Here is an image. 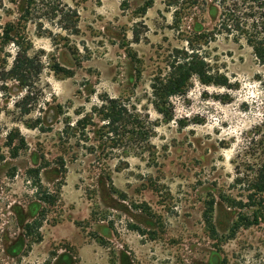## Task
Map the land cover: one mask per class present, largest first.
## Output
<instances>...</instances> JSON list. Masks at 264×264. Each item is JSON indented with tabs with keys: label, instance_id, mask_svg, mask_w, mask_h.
<instances>
[{
	"label": "rangeland",
	"instance_id": "374dc122",
	"mask_svg": "<svg viewBox=\"0 0 264 264\" xmlns=\"http://www.w3.org/2000/svg\"><path fill=\"white\" fill-rule=\"evenodd\" d=\"M203 1L0 0V68H40L0 74V264H264V67L218 35L204 55L231 87L194 76L170 121L152 104L219 22ZM111 99L142 128L113 132Z\"/></svg>",
	"mask_w": 264,
	"mask_h": 264
},
{
	"label": "trees",
	"instance_id": "16d2710c",
	"mask_svg": "<svg viewBox=\"0 0 264 264\" xmlns=\"http://www.w3.org/2000/svg\"><path fill=\"white\" fill-rule=\"evenodd\" d=\"M174 1L177 0H173L172 3H175ZM150 5L151 3L147 8ZM201 5L206 7L204 11H207L210 18L219 20L215 30H205L201 23H196L192 31L193 38L189 40V48L186 51L176 49L171 54L169 72L159 74L152 82V104L156 111L169 121L172 120L174 112L172 98L186 95L194 76L206 86L231 87L228 78L215 72L207 56L204 55V44L207 45L218 35L233 38L236 43L244 41L252 50L258 64L264 67V0H205ZM11 31L12 29L6 30L5 41L6 39L12 41ZM17 55L10 70L0 68L3 83L7 84V76H9V79L14 78L24 85L38 74L40 68L35 59L29 58L28 54L22 52H18ZM108 103L109 112L105 120L108 121L113 132H116L120 123L128 125L132 122L142 128L141 117L129 115V109L125 104H120L116 99L108 100ZM131 118L134 120L131 121ZM10 138L12 142V137ZM253 189L264 195V166L257 172ZM207 221L211 223L209 219ZM34 224L36 225L37 222Z\"/></svg>",
	"mask_w": 264,
	"mask_h": 264
}]
</instances>
